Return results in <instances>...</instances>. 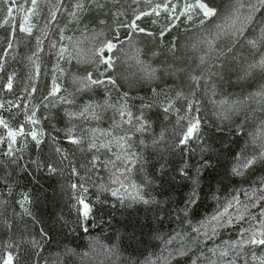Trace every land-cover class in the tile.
I'll return each instance as SVG.
<instances>
[{
	"label": "trees",
	"instance_id": "obj_1",
	"mask_svg": "<svg viewBox=\"0 0 264 264\" xmlns=\"http://www.w3.org/2000/svg\"><path fill=\"white\" fill-rule=\"evenodd\" d=\"M207 2L220 13H227L233 6V0ZM100 4V7H89L78 22L66 17L61 19L60 30L65 37H73V44L79 49L74 53L77 58L71 63L66 58L59 62V67L65 70L63 74L56 73L58 83L63 86L61 94L73 95L80 104L90 99L102 101L105 94L103 88L84 87L87 83L86 74L96 69L97 58L94 52L97 45L102 40L114 39L116 26L123 24V27H119L118 36L126 42L119 48L128 46L130 41H134V48L125 52L129 55L125 56L123 53L120 58L111 54L116 57L115 67L107 76L114 77L116 87L109 86L110 102L127 93L128 105L135 114L141 110L142 105L162 98L154 97L152 89L155 88L162 95L182 90L184 96L177 101L182 105L185 99L191 98L193 74L202 76L201 86L195 90L201 108V139L190 140L184 147L177 146L187 120L178 121L174 113L165 117L156 106L144 108L150 121L147 130L139 129L133 121V127L125 125L123 129L117 128L115 134H134L136 149L143 156L144 175L150 184L146 191L152 202L145 204L138 201L136 205L122 203L110 193L93 188L89 196L91 214L86 219L79 213L75 192L70 191V185L76 182V177L69 179V174L62 168L56 173L46 170V165L50 162L48 157L57 146L51 139L41 145L40 152L35 151L32 145L24 148L22 161L18 158L10 160L0 152V221L3 219L5 222L0 224V245H3L0 246V255L10 241L20 243L21 240L29 241L34 238L40 240L39 232L43 230L47 239L43 242V251L37 254L41 264H56L57 258L59 264H81L80 257L85 256L88 251L94 259H98L100 254L108 253L115 264H132L146 251L154 249L149 237L158 239L183 226L178 214L189 201L194 200L195 203L187 208V215L196 223L217 210L218 200L223 203L226 197L264 176V163L255 164L242 175L233 171L239 159L250 157L253 151L264 150V133L259 134L264 130V98L256 95L264 88V71L250 68V65L259 60L261 50H253L241 41L242 46L237 45L234 53H228L227 58L221 57L223 72L217 75L220 69L212 66L214 56L212 61L205 64H201L199 59L206 51L202 47L204 36L208 37L210 31L214 33L212 21L215 18L209 19L204 25H200L198 17L191 21L181 18L161 37V29L168 21L162 16L143 17L138 23L153 33L154 37L138 33L127 41L130 33L126 25L132 16L127 0H119L118 3L100 0ZM117 9L123 15L117 17ZM4 17L5 6L0 5V19ZM254 27L255 30L250 29L247 33L249 38L257 36L259 28L264 27V10L257 14ZM8 31L7 26L0 27V38H6ZM98 34L104 36L100 42ZM196 34L199 37L191 41ZM62 42L68 43L67 40ZM228 43L227 38H222L217 41V47H225ZM173 45L174 49L171 47ZM3 47L0 44V50ZM28 47H32V44ZM17 51L23 54L24 45ZM42 56L44 59L37 81V98L50 88L52 68L57 64L54 53H42ZM122 65L126 70L121 69ZM30 67H25L19 60H9L6 65L9 71L16 69L18 73L14 85L16 95L20 94L19 83ZM212 83L216 85L214 96ZM0 95L5 100L15 99V96L7 92ZM221 99L227 102L224 105V115L220 114ZM61 108L52 110L55 113L53 118L43 120L42 126L50 135L53 130L61 133L65 127L66 121ZM96 111L103 114L101 127L107 128L111 123L113 109L103 106L97 107ZM47 112V109L41 107L38 115L43 117ZM4 115L7 118L9 113L5 112ZM70 123L79 125L81 122L73 120ZM252 130L258 131L253 138L250 136ZM61 141L63 142L62 133ZM59 146L65 149L73 147L63 143ZM56 159L58 156L54 157V162ZM41 160L44 161L43 164L39 163ZM107 178V172L103 171L93 177L97 183H106ZM24 196L30 199L31 204L27 209L30 215L22 218ZM13 221L16 229L10 231L8 224ZM92 242L97 244L91 250ZM31 254L32 245L23 244L18 264H32Z\"/></svg>",
	"mask_w": 264,
	"mask_h": 264
},
{
	"label": "snow or ice",
	"instance_id": "obj_2",
	"mask_svg": "<svg viewBox=\"0 0 264 264\" xmlns=\"http://www.w3.org/2000/svg\"><path fill=\"white\" fill-rule=\"evenodd\" d=\"M113 2L118 3L119 0ZM127 3L132 10L131 19L126 25L130 33L127 41L132 40L138 33L154 37L153 33L148 32L138 23L143 17L162 16L168 21L161 29V37L175 21L181 18L191 21L194 17H198L200 25L215 18L212 21L214 33L208 32L210 38L206 37L202 40L206 45V51L200 56V63H208L214 56L212 66L220 69V73H217L220 75L223 72L221 57L227 58L228 53H234L237 45H241L243 41L251 49L261 50L259 60L250 65V68L264 71V27L259 28V34L254 38H249L247 35L250 29L255 30L254 22L257 14L264 10V0H233V6L227 13L218 12L207 0H127ZM0 5L5 6V17L0 19V27L7 26L9 30L6 38H0V44L4 45L0 50V74H2L0 94L7 92L15 96V99L5 100L0 95V152L10 160L18 158L22 161L24 148L32 145L35 151L40 152L41 145L51 139L57 146L48 157L50 162L47 163L46 170L56 173L62 168L69 174V179L76 177V182L70 185V191L76 194L82 218L86 219L91 214L89 196L93 188L110 193L122 203L136 201L151 203L146 191L150 188V184L144 175L143 156L136 149L134 134L116 135L115 129H123L125 125L133 127L135 121L139 129L147 130L150 121L143 109L156 106L162 110L165 117L174 113L178 121L187 120L185 130L177 140V146L184 147L190 140H200L201 108L195 90L200 88L203 77L193 74L191 98L185 99L182 105L177 103L184 96L182 90L175 94L162 95L155 88L152 89L154 97L162 98L153 99L152 102L142 105L141 110L135 114L128 105L127 93L110 102L109 86L116 87L114 77L107 76V73L115 67L116 57L111 54L126 42L118 36L119 27L124 25L118 24L113 32L114 39H106L95 50L96 69L86 74L87 83L84 84L85 88L90 86L94 89L103 88L104 97L102 101L90 99L80 104L73 95L61 94L63 86L58 83L56 75L57 72L63 74L65 71L59 67V62L66 58L71 63L77 58L74 53L79 51L73 44V37H65L60 30L61 19L66 17L78 22L89 7L93 5L100 7V0H0ZM115 15L119 17L123 13L117 9ZM56 36L59 38L56 39ZM222 38H227L229 43L225 47L218 48L217 41ZM46 40L47 45H45ZM64 40L68 43H63ZM29 44H32V47L29 48ZM21 45L25 47L23 54L17 51ZM171 47L174 49L175 46ZM48 52L54 53L57 64L52 68L50 88L37 98V81L41 75L44 59L42 53ZM9 60H19L25 67L31 66L19 83V95H16L17 89L14 87L18 73L16 69L9 71L6 68ZM211 89L214 96L215 83H212ZM63 91L65 93L66 90ZM256 95L264 98V88ZM226 103L223 99L219 101L221 115L226 111L224 108ZM103 106L113 109L111 123L107 128L101 127L103 114L96 111L97 107ZM41 107L48 110L43 117L38 115ZM56 108H61L66 121L61 132L63 142L61 133L53 130L50 135L42 126L43 120L54 117L55 113L52 110ZM5 112L9 113L7 118ZM73 120H80L81 123L73 125L70 123ZM61 143L73 147L65 149L59 146ZM57 156L58 159L54 162V157ZM39 163L43 164L44 161L41 160ZM257 163H264V150L253 151L250 157L239 159L233 171L237 175H242ZM102 171L108 174L107 182L97 183L93 177L98 176ZM22 201L21 217L23 218L30 215L27 209L31 201L27 196L22 197ZM194 203V200L189 201L185 209L178 214L179 222L186 227L171 238L163 237L161 239L163 247L157 259H149L146 264H158V262L161 264H264V176L240 188L223 203L218 200L217 210L197 224H193L187 215V208ZM8 229L10 231L16 229L15 221L8 224ZM39 235L40 240L34 238L29 241L21 240L20 243L10 241L0 255V264H18L21 247L25 243L32 245V264H41L37 254L43 251V242L47 239V235L43 230H40ZM56 264H59V258L56 259Z\"/></svg>",
	"mask_w": 264,
	"mask_h": 264
},
{
	"label": "rangeland",
	"instance_id": "obj_3",
	"mask_svg": "<svg viewBox=\"0 0 264 264\" xmlns=\"http://www.w3.org/2000/svg\"><path fill=\"white\" fill-rule=\"evenodd\" d=\"M101 34H98V39H99V42L102 40V39H104L103 37V35H101ZM199 37V34H196V35H194L192 38H191V41H193L194 39L196 40L197 38ZM204 38H205V36H204ZM190 39V38H189ZM105 40H102L98 45H97V47H96V49L104 42ZM81 41H79V43H80ZM131 43L127 46V45H123V46H121V48H119L117 51H113V54L114 55H118L119 56V58L120 57H122L121 56V54H123V53H125V52H127L128 50H130V49H133L134 48V41H130ZM203 48H206V45L204 44V46H202ZM127 48V49H126ZM79 54H81V52H79ZM125 56H127V55H129V53L128 54H124ZM129 59H131V57H129ZM136 65H137V62L135 63ZM123 68V70H126V68H124L123 67V65L121 66V69ZM125 76H128V75H125ZM129 78V77H128ZM128 82H130L129 81V79L127 80ZM215 105V104H214ZM264 130H261L260 132H259V134L260 133H264L263 132ZM255 133H258V131H256V132H254V130H252V134H250V136H252V138H253V135L255 134ZM117 135V134H116ZM115 150V149H114ZM260 151V150H259ZM232 196V195H231ZM231 196L230 197H226L225 198V200L226 199H229V198H231ZM241 199H243V197H241ZM224 200V201H225ZM132 205H136V203H138V201H136V202H130ZM230 211H234V209H230ZM214 213V212H213ZM212 213V214H213ZM211 214V215H212ZM210 216V215H209ZM204 219V218H203ZM201 220V219H200ZM200 220H198L196 223H193V224H197ZM0 224H5V222H3V219H1V221H0ZM186 227V225H183V226H180V227H178L177 229H175L174 231H172L171 233H166V234H163V235H161V237H159L158 239H154V237H149V239H151V241L149 240V242H151V243H153V245H154V249L152 250V251H146V253L144 254V255H141V257H139V258H137L136 259V261L135 262H132V264H146V262L149 260V259H151V260H156L157 259V255L159 254V252H160V249L163 247V244L161 243V239L163 238V237H166V238H171V236L172 235H175L176 234V232H178V231H181L182 229H184ZM225 238H227L226 236H225ZM95 241V240H94ZM93 241V242H94ZM93 242H92V245H90L91 247H90V249L92 250V249H95V244H97V243H94L93 244ZM211 242H209V244H210ZM31 245V244H30ZM171 247V246H170ZM150 248H152V247H150ZM111 252H113V250H111ZM90 253V251H88L87 252V254H85V256H81L80 257V262H81V264L83 263V264H86V263H91V264H103V263H105V264H108V262L110 263V264H115V262H112V260L110 259V256L108 255V253H106V254H100V256H98V259H94V258H92L91 257V254H89ZM115 253V252H114ZM94 259V260H93ZM93 262V263H92ZM112 262V263H111ZM158 264H161V262H158Z\"/></svg>",
	"mask_w": 264,
	"mask_h": 264
}]
</instances>
